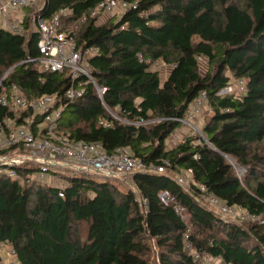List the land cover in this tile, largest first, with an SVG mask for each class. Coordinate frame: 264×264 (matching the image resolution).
Here are the masks:
<instances>
[{
    "label": "trees",
    "instance_id": "16d2710c",
    "mask_svg": "<svg viewBox=\"0 0 264 264\" xmlns=\"http://www.w3.org/2000/svg\"><path fill=\"white\" fill-rule=\"evenodd\" d=\"M100 1L43 0L33 14L49 19L64 10L59 32H72L81 49H97L89 62L102 98L89 83L80 98L65 100L69 71L40 70L29 5L21 32L0 26V93L15 85L29 98L56 94L58 134L100 142L109 153L127 148L146 163L168 160V170L134 172L138 198L89 174L61 176L60 196L57 186L21 180L34 165L17 167L18 178L0 175V241L20 264H150V239L158 264H197L184 249L186 233L197 251L229 264H264V0H125L130 7L97 23L91 11ZM157 59L171 66L163 81L152 68ZM230 77L245 79L242 94H219ZM201 91L211 110L202 136L170 143L183 127L175 118ZM7 115L16 116L0 104V122ZM139 120L148 122L131 123ZM187 169L188 189L175 180ZM199 184L255 219L218 216L198 201Z\"/></svg>",
    "mask_w": 264,
    "mask_h": 264
},
{
    "label": "built area",
    "instance_id": "2783aa9c",
    "mask_svg": "<svg viewBox=\"0 0 264 264\" xmlns=\"http://www.w3.org/2000/svg\"><path fill=\"white\" fill-rule=\"evenodd\" d=\"M36 1L38 0H0V26L21 32L22 28L18 24L4 25L5 14L8 10L28 6ZM130 6L131 4L125 0H102L91 11V16L99 17L102 13L113 14L117 10L122 11ZM63 11L55 12L49 19L42 18L40 15L33 18L38 32L39 68L51 72L69 71L70 84L63 95L65 100L72 101L80 98L89 83L94 85L99 97L102 98L105 88L96 84L89 62V59L97 53V49L93 47L81 49L77 47L72 32H59L60 15ZM76 28L77 25L74 26V29ZM137 56L142 59L141 53ZM31 60L33 59H27V61ZM198 60L206 63V58L203 56H198ZM162 65L166 64L161 59H157L152 63V68L158 70ZM245 84L246 81L243 78H231L219 94L227 93L238 96L243 93ZM0 104L9 107L16 115L15 117L4 116L0 122V175L18 178L16 168L31 164L37 169L27 177H21V180L44 182L49 179L54 181L53 177L57 175L60 178L58 179L60 184L56 183L57 186L55 183H50L57 186L58 195L63 196V189L66 186L65 180L61 178L63 175L89 174L103 180L114 179L120 174L133 175L136 171L165 172L168 170L170 164L168 160H164L159 165L146 163L140 157L132 155L127 148H116L109 153L100 142L75 140L58 134L56 132L57 120L63 106L56 94H43L29 98L13 85L9 93H0ZM206 104V93L201 91L191 102L185 114L175 119L181 122L182 126L195 127L193 121L197 119L201 108ZM26 110H29V114L24 115L23 119L17 122L16 117H21L23 111ZM109 112L116 117L115 113ZM36 116L40 117V120L34 123ZM120 120L130 123L123 119ZM147 122L139 120L131 123L139 125ZM101 123L109 124L103 120ZM178 136V130H174L170 133L168 141L176 142ZM3 150L7 152L1 153ZM191 173V170L187 169L180 175H176L175 180L188 189L192 182ZM197 187L199 188L198 201L212 208L218 216L229 220L234 218L233 221L243 218H245L243 220L255 219V216L248 213L244 207L239 204H227L209 191L205 185L199 184ZM167 196V192L161 194L163 200L167 199ZM175 210L181 213L183 208L176 205ZM184 249L197 264H229L219 257H212L207 253L197 251L187 240L186 233ZM0 264H20L16 259L14 248L2 241H0Z\"/></svg>",
    "mask_w": 264,
    "mask_h": 264
},
{
    "label": "rangeland",
    "instance_id": "374dc122",
    "mask_svg": "<svg viewBox=\"0 0 264 264\" xmlns=\"http://www.w3.org/2000/svg\"><path fill=\"white\" fill-rule=\"evenodd\" d=\"M42 3H43V0H38L35 3L30 4L29 6L32 7L33 9L28 12L29 15L30 16L33 15V17H34L33 12L38 10L40 8V6L42 5ZM29 6H27V7L30 8ZM24 7L18 8L16 10V12H15V15L17 17V20L15 21V24L20 25L21 28H22L21 21L23 20L24 17L28 16L27 15L28 13L26 12V9ZM120 12H121L120 10H117L113 14L102 13V14L99 15V17H97L98 18L97 19V23H103L104 21L108 20L109 18H112L113 15H115V16L119 15ZM30 26H31L32 30H34L36 28V25H35V22H34L33 19H32V22H30ZM203 67L204 66L202 65V68ZM153 69H154V67H153ZM155 70H157V69H155ZM170 70H171V66H168V65L160 66L158 71H159V76H160L161 81H163L167 77V75L169 74ZM229 75L231 76V74H229ZM210 112H211V110H210L209 105L208 104L204 105L201 108L200 114L196 117L197 119L195 121H193L194 124H195L194 125L195 127H192V126L189 127V125L188 126L187 125H183V127L179 130V138L178 139L181 140L182 138H184L186 136H195V137L202 136L201 128L203 126L204 121L206 120V118L210 114ZM172 143H174V142H172ZM9 154L12 155V153H9ZM227 160L230 161L231 164H234L232 157L227 156ZM233 167L236 170V172L238 174H240L241 168L237 167L236 165H233ZM180 174L181 173H176V175H180ZM174 176H175V174H174ZM189 178L190 177L188 176V179ZM53 179H54V181L46 179L42 183H46L47 185L49 184L51 186H55L54 184H51V183L60 184V182L58 180L60 178L57 175L55 177H53ZM112 180L115 182V184L119 188H121L123 190H131L132 192L136 193V195H137V190H136L135 184H134V182L132 180V175L131 174H128V175H121L120 174V175H118L116 178H114ZM63 182L64 181H62V183ZM58 184H56V185L58 186ZM137 197L140 198L138 195H137ZM161 198L163 199V197H161ZM243 219H245V218H243ZM243 219H237V220L241 221ZM233 220H234V218H233ZM149 246H150V249H149V252L147 253V257L149 259V262H150V264H158V254H159L158 251H159V248L156 245V243L154 242V239H150L149 240Z\"/></svg>",
    "mask_w": 264,
    "mask_h": 264
},
{
    "label": "crops",
    "instance_id": "0c3cea01",
    "mask_svg": "<svg viewBox=\"0 0 264 264\" xmlns=\"http://www.w3.org/2000/svg\"><path fill=\"white\" fill-rule=\"evenodd\" d=\"M17 9L8 10V12L5 14V22H3L4 25L5 24H15V21L17 20L15 12H16Z\"/></svg>",
    "mask_w": 264,
    "mask_h": 264
}]
</instances>
